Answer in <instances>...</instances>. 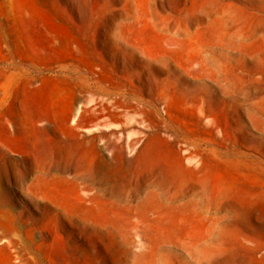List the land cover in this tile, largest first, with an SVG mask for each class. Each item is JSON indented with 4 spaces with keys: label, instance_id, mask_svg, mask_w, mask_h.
Returning a JSON list of instances; mask_svg holds the SVG:
<instances>
[{
    "label": "rangeland",
    "instance_id": "1",
    "mask_svg": "<svg viewBox=\"0 0 264 264\" xmlns=\"http://www.w3.org/2000/svg\"><path fill=\"white\" fill-rule=\"evenodd\" d=\"M0 264H264V0H0Z\"/></svg>",
    "mask_w": 264,
    "mask_h": 264
}]
</instances>
